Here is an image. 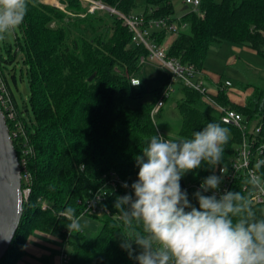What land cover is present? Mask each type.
I'll return each instance as SVG.
<instances>
[{"label": "trees", "instance_id": "16d2710c", "mask_svg": "<svg viewBox=\"0 0 264 264\" xmlns=\"http://www.w3.org/2000/svg\"><path fill=\"white\" fill-rule=\"evenodd\" d=\"M101 1L126 15L136 13V0ZM60 2L65 10L42 0H28L27 13L18 26L21 36L15 34V44L6 46V58L0 54L4 74L22 54L29 69L30 101L35 116L31 128L10 89L17 121L23 125L27 143L32 147L25 156L32 181L20 226L1 264H16L26 254V241L34 231L53 235L69 245L72 264H138L120 246V233L125 229L115 216L118 210L114 203L118 196L129 194L128 190L107 198L105 206L110 215L89 214L84 201L101 190L106 174L116 173L130 186L137 179L135 158L141 154L145 141L159 134L152 112L167 83L149 91L136 78L143 68L140 59L148 52L133 44L132 33L118 16L104 11L89 13L82 0ZM199 12H185L179 22L187 23L189 29L173 38L169 56L200 71L210 48L226 42L247 46L264 57V0H202ZM144 14L148 18L176 21L172 0H147ZM166 38L165 32L157 36L159 43ZM133 79L140 83L133 84ZM248 88L252 93L242 106L231 104L222 89L212 97L218 104L242 113L250 124L260 123L264 137V88ZM181 91L182 98L177 102L182 117L180 139L190 138L209 122L221 124L230 131L219 166L226 164L241 143L242 132L223 124L219 110L200 92L188 87H181ZM27 107L28 104L25 112ZM8 126L12 132L16 122L8 120ZM13 142L21 161L25 137H13ZM213 171L202 162L201 168L181 179V184H199ZM261 171L264 173V168ZM243 188L239 177L230 190L249 195ZM186 191L190 202L198 207L193 196L197 190ZM68 207L78 217L89 216L100 222L94 239L82 230L69 232V221L60 216ZM253 208L257 217L264 216L261 207ZM139 251L137 248L136 252Z\"/></svg>", "mask_w": 264, "mask_h": 264}, {"label": "clouds", "instance_id": "9594fccd", "mask_svg": "<svg viewBox=\"0 0 264 264\" xmlns=\"http://www.w3.org/2000/svg\"><path fill=\"white\" fill-rule=\"evenodd\" d=\"M27 10L28 0H0V40L18 28ZM229 139L228 128L209 122L190 138L155 134L145 141L135 158L139 171L132 191L114 203L125 229L120 246L129 258L138 264H264V216L257 217L250 194L220 191L223 167L193 193L198 207L181 187V179L202 162L211 169L221 165ZM262 167L264 159H259L247 174L252 190L264 192ZM122 186L129 187L127 182ZM60 216L69 221L70 233L81 231L73 208Z\"/></svg>", "mask_w": 264, "mask_h": 264}, {"label": "built area", "instance_id": "2783aa9c", "mask_svg": "<svg viewBox=\"0 0 264 264\" xmlns=\"http://www.w3.org/2000/svg\"><path fill=\"white\" fill-rule=\"evenodd\" d=\"M88 6V12L94 13L96 11H104L118 16L123 24L132 33V42L136 46H143L147 50V55L141 57L140 64H152L161 69H164L169 74V80L163 87L159 101L153 109V116L155 113L160 112L165 106V100L169 99L175 93L174 85L180 84L181 87H188L190 89L200 92L206 100L213 104L221 113V121L225 125L238 128L243 135L241 143L235 148L234 155L228 162L222 166H217L213 172L220 175L219 169L224 168L225 174L223 182L220 186V191L230 190L232 184L239 177L244 182L243 191L250 192V199L252 204L261 207L264 213V192L259 190H252L246 183L247 174L249 170L253 169L255 162L259 159H264V137L261 135L262 126L260 123L250 124L245 121L242 113L236 109L225 107L218 104L209 92V88L203 76V72L198 70L193 65H186L175 57L169 56V48L171 40L188 27L187 23L180 24V20H171L170 18H148L147 15L139 13H131L126 15L108 5L101 0H82ZM202 0H186L185 4L188 9L197 13L200 10ZM52 5V4H51ZM62 10L65 6L60 2H54V5ZM153 10L150 11L152 13ZM165 32L168 36L162 43H159L157 36ZM132 83L137 85L140 83L138 79H133ZM233 86L232 81L226 80L222 86V90H227ZM0 106L8 120L16 122V129L11 132L12 137L18 136L25 137V144L23 146V157L21 162L22 169V184H23V197L24 202L28 201L31 193V175L29 174L26 166V155L32 151L31 145L27 143V137L23 125L17 121L18 115L15 104L12 99L11 91L7 82V78L0 66ZM159 135H163L159 131ZM165 136V135H163ZM167 139H171L166 137ZM264 167L261 168V170ZM258 174L264 176L262 171ZM125 183L116 173L106 174L103 177L101 190L94 193V195L86 201L84 206L86 211L91 215L103 216L104 214L110 215L111 211L105 206L107 198L116 192L128 190L131 193V187L124 188L122 185ZM201 183L187 182L181 184L182 190L195 189L198 190ZM209 194H212L209 192ZM61 256L63 261L67 264L70 259L68 252L65 248L62 249Z\"/></svg>", "mask_w": 264, "mask_h": 264}, {"label": "rangeland", "instance_id": "374dc122", "mask_svg": "<svg viewBox=\"0 0 264 264\" xmlns=\"http://www.w3.org/2000/svg\"><path fill=\"white\" fill-rule=\"evenodd\" d=\"M146 1L147 0H136V13L143 14L145 12ZM215 1L221 2L222 0ZM49 2H53V0H49ZM185 2L186 0H172L174 9L173 18L176 20H181L185 12L192 10L190 8L185 11L183 10L186 7ZM46 4L50 5V3ZM188 29L189 27L184 29V31ZM15 34L21 36L18 28L10 34H7L3 40H0V54L4 58L8 56L6 46L8 47L10 44H15ZM234 59L237 62H233ZM204 68L216 76L212 75L213 80H216L217 77H221L224 82L227 78L234 80V90L237 89L245 92L249 89V85H258L264 88V57L234 43L226 42L221 47H211L204 63ZM5 74L17 105L23 112V117L27 121L29 127L32 128L35 122V116L30 101L31 87L29 69L25 65L21 53L18 54L17 60L8 66V69L5 70ZM13 77L16 78V81ZM136 78L143 81L149 91H154L168 82L169 74L164 69L158 68L152 64H146ZM174 88L175 93L172 94L169 99L165 100L164 108L160 112L155 113L153 118L158 130L163 135L172 139H180L182 117L179 109L175 105L181 100L182 91L178 83L174 85ZM209 92L212 94L218 92L217 87L213 84L209 87ZM229 93L230 91H226V95ZM26 104H28L27 112H25ZM237 147L236 145L235 148ZM43 207L45 208L44 205ZM80 222L82 225L81 230L85 235L90 239H94L100 230V222L89 216L80 217ZM63 246H65L70 257L67 264H72V248L69 245L63 244Z\"/></svg>", "mask_w": 264, "mask_h": 264}, {"label": "water", "instance_id": "95a60500", "mask_svg": "<svg viewBox=\"0 0 264 264\" xmlns=\"http://www.w3.org/2000/svg\"><path fill=\"white\" fill-rule=\"evenodd\" d=\"M93 78L94 75L89 80ZM23 203L22 166L0 106V264L20 226Z\"/></svg>", "mask_w": 264, "mask_h": 264}, {"label": "crops", "instance_id": "0c3cea01", "mask_svg": "<svg viewBox=\"0 0 264 264\" xmlns=\"http://www.w3.org/2000/svg\"><path fill=\"white\" fill-rule=\"evenodd\" d=\"M43 1L45 3H50L54 5V2H58L59 0H53V2H49V0H43ZM242 47H244L247 50L255 52L253 49L247 46H242ZM235 61L236 60L234 59L233 62ZM202 72L208 88L214 84L217 87V91L219 92V90H221L224 84L222 78L217 77L216 80H213L212 75L213 76L215 75L210 73L206 68H204ZM226 80H230L233 83V86L231 88L225 90V91H230V93L227 95L229 102L231 104L240 105V106L245 105L247 97L252 93V89L249 88L245 92L237 89L234 90V85H235L234 80H232L231 78H227ZM218 92L214 94L212 93L210 94L212 96L218 94ZM62 246H63V242L60 238L40 231H34L29 235L26 241L24 247L26 254L21 259H19L16 262V264H66L61 256L62 249L65 248V246L63 247Z\"/></svg>", "mask_w": 264, "mask_h": 264}]
</instances>
